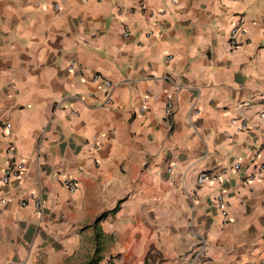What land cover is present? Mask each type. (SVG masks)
<instances>
[{
  "label": "crops",
  "instance_id": "0c3cea01",
  "mask_svg": "<svg viewBox=\"0 0 264 264\" xmlns=\"http://www.w3.org/2000/svg\"><path fill=\"white\" fill-rule=\"evenodd\" d=\"M96 249L264 264V0H0V264Z\"/></svg>",
  "mask_w": 264,
  "mask_h": 264
},
{
  "label": "built area",
  "instance_id": "2783aa9c",
  "mask_svg": "<svg viewBox=\"0 0 264 264\" xmlns=\"http://www.w3.org/2000/svg\"><path fill=\"white\" fill-rule=\"evenodd\" d=\"M241 33H242L241 28L238 26L233 27L232 30L230 31L229 43H230L232 48H235L237 46V37ZM94 80L96 81V80H98V78L96 77ZM104 84L106 86H109L108 82H104ZM105 102H108V100H106ZM171 107H172V105L169 104L168 109L166 111L167 117H169V115H170ZM139 110H140V112H143L144 109L140 108ZM260 116H262V115H260ZM231 122L234 123L236 133H243V132H246L248 130V123H247V120L244 118H232ZM8 127H9V125H7V128ZM10 153L12 154L13 151H11ZM241 168H242L241 164L236 163L233 166H231L229 169H226V170L233 171V172H239L241 170ZM23 170H24V166L22 164L9 166L4 171V174L2 177V182L4 184L8 183L10 178L18 177L23 172ZM170 171L171 170L169 169L168 172H170ZM221 181H222V173L221 172L220 173L203 172L197 176L196 185H202L205 183H210V184L218 183L219 184V183H221ZM64 186L68 189V191L70 193H74L76 190V187L74 186L73 182L70 180H66L64 182ZM216 204H217L218 208L222 211V215L225 217L226 211H225L224 207L226 204H225V199H224V193H222L221 190L216 195ZM25 205H26L25 201H22L21 206H25ZM34 205L36 208H39L41 206L40 202L37 201V199H34ZM223 223H227V220L224 221Z\"/></svg>",
  "mask_w": 264,
  "mask_h": 264
},
{
  "label": "trees",
  "instance_id": "16d2710c",
  "mask_svg": "<svg viewBox=\"0 0 264 264\" xmlns=\"http://www.w3.org/2000/svg\"><path fill=\"white\" fill-rule=\"evenodd\" d=\"M103 216L104 215H102L100 218H102ZM99 262H100V257L98 256V250L96 249L95 255L86 264H98Z\"/></svg>",
  "mask_w": 264,
  "mask_h": 264
}]
</instances>
